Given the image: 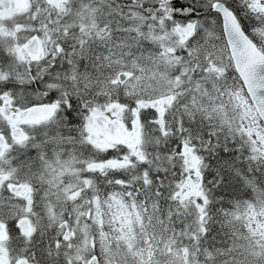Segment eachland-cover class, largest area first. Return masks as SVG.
I'll use <instances>...</instances> for the list:
<instances>
[{"label": "snow or ice", "instance_id": "snow-or-ice-1", "mask_svg": "<svg viewBox=\"0 0 264 264\" xmlns=\"http://www.w3.org/2000/svg\"><path fill=\"white\" fill-rule=\"evenodd\" d=\"M0 264H264V0H0Z\"/></svg>", "mask_w": 264, "mask_h": 264}]
</instances>
